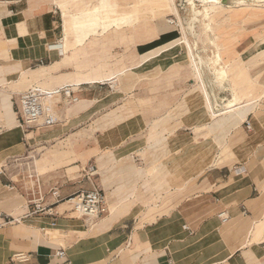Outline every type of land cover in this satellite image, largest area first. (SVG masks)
<instances>
[{"label": "crops", "instance_id": "obj_1", "mask_svg": "<svg viewBox=\"0 0 264 264\" xmlns=\"http://www.w3.org/2000/svg\"><path fill=\"white\" fill-rule=\"evenodd\" d=\"M64 35L63 11L52 0H0V209L16 218L0 229V264H11L19 252L31 255L19 264H67L57 256L60 249L72 264H264V111L255 107L241 113L245 119L211 121L190 62L191 73L174 95L161 73L163 102L153 103L150 74L139 70L121 81L110 73L165 45H133L104 58L89 56L88 45L67 49ZM153 59L163 65L162 55ZM203 78L211 98L222 102L213 73ZM67 84L78 100L57 99L58 124L21 126L20 93ZM29 152L41 161L36 171L45 205L54 200L51 189L68 198L94 183L113 212L95 226L65 201L53 206L56 216L32 214L26 172L16 191L1 175L4 161ZM177 190L188 195L167 213H136L161 205L147 199L149 192L157 198ZM52 221L57 224L47 234L42 227Z\"/></svg>", "mask_w": 264, "mask_h": 264}, {"label": "rangeland", "instance_id": "obj_2", "mask_svg": "<svg viewBox=\"0 0 264 264\" xmlns=\"http://www.w3.org/2000/svg\"><path fill=\"white\" fill-rule=\"evenodd\" d=\"M58 1V6L62 9L65 19L64 37L67 40V49L70 45H88V48L91 49L88 51L89 56L97 53L99 57L112 58V54L117 55L119 52L121 55L122 53L124 54L130 51L131 47L134 48L133 45H165L151 51L147 54L148 56H142L139 60L141 61L146 57L145 59H149L152 65H149L150 62H147L143 66L136 67L137 69L135 68L125 73L120 79L122 81L129 76H137L139 70H144L145 73L150 74L148 77H151L152 80L149 81V84L152 85L151 88L153 93L154 91L157 92L154 95L155 98L152 100L153 103L154 101L158 104H162L163 102L160 99L161 73L165 75L164 79H167L166 88L174 92L171 95L176 94L175 85L181 84L180 80L184 75L191 73V68L194 74L186 47L184 44H178L180 42L178 41L179 37L181 36V33L178 31L180 26L174 27L173 24L169 25L170 23L167 21L175 17L170 9L169 0ZM179 1L180 0H176L177 3H179ZM224 2L230 4L228 0H224ZM52 3L57 5L55 0H52ZM195 5H198V9L201 10L203 8V1L195 0ZM184 8H186V10ZM184 8L181 9L180 7V11L185 19L189 16V7L185 6ZM196 15L187 18L188 25H192L194 29L201 32L202 28H200V23L198 24L194 18ZM209 35L211 39H214L213 42L208 40V45L202 40H199L198 37L195 38V36H191V34H189V37L192 44L198 39L199 48L196 49V52H199L205 59L213 55L220 56V62H223L222 65L227 68L230 78L229 82L226 81L224 87L219 85L218 82H215V85H219V88L218 86L216 87L218 88L216 90L217 96L224 98L232 97V90L230 88L233 86L239 100L241 99V93L243 95V103L250 102L241 113L250 111L255 107L264 111V0H245L242 4H235L233 2L231 5L213 6L211 9ZM173 45L178 46L176 49H173ZM115 46H119V48L115 50ZM237 47H240V53L235 51ZM206 48H208V50ZM165 49L172 50L161 53ZM100 53H102L103 56H100ZM159 55H162L163 58L162 66L159 65L158 61L153 63L155 60L153 58ZM235 55L237 56L235 57ZM189 62L191 68L188 64ZM145 66L148 69L145 70ZM118 70L121 69H116V71ZM116 71H112L110 74ZM202 71L209 75L212 73L211 69L206 64H203ZM175 79L178 81L175 82ZM189 84V82H185L183 87H178L177 89L181 91ZM240 87H242V91ZM245 98L248 99L245 101ZM173 100L174 97L172 101ZM156 109L160 111L159 106ZM241 113L240 116H242ZM159 115V112L153 114L155 117ZM243 118L245 119V116ZM210 120L215 123H221V120L214 121L211 117ZM235 120L236 118L231 117L226 119L225 123ZM21 158L22 159L19 161H14L13 158L8 159L4 161L1 168V175H7L11 178L8 188L14 189L15 191L20 188L18 184L20 183L19 180L22 173L24 171L26 174L29 173L30 169L28 167L33 166L34 169L40 173L39 165L41 161L38 160L39 157L36 153L29 152L24 154ZM27 162L31 163H29V165H24ZM10 184L16 186V188H12ZM186 195H188V193L184 192V190H177L165 195V197L156 198L155 195L149 192L147 199L149 198L153 203L158 201L161 205L159 208L153 210H145L146 207H143L145 206L143 205L136 213L139 212L138 214L143 217L145 215L146 217H152L156 214L160 215L167 213L168 209L175 207ZM66 204H68V202ZM146 206H148V204ZM66 207L73 210V206L70 203L66 205ZM112 207L115 206H111V208ZM111 208L109 207L110 211L100 217L101 220L113 212ZM74 213L77 218L83 220V217L77 212ZM118 214L119 211H117V216ZM88 222L90 224V221ZM97 224L98 223L93 226ZM43 227L46 228L44 232L50 234L52 232V227L55 226L49 223Z\"/></svg>", "mask_w": 264, "mask_h": 264}, {"label": "built area", "instance_id": "obj_3", "mask_svg": "<svg viewBox=\"0 0 264 264\" xmlns=\"http://www.w3.org/2000/svg\"><path fill=\"white\" fill-rule=\"evenodd\" d=\"M175 19L171 20V24H174ZM75 86L73 84L62 85L59 87L46 88L40 85H35L27 91L18 95L17 103L15 104V111L20 119L21 126L28 129H37L44 127H52L60 122V117L55 108V102L59 98H66L69 103H74L78 100L76 96ZM247 127L251 128L250 120L246 121ZM21 157L15 158L14 161L21 160ZM31 162H27L24 165H29ZM29 173L25 175L23 186L32 195L30 203L34 206L31 210L32 214L46 213L48 215L56 216L57 212L54 211L53 206L62 201L73 200L74 212L80 213L81 217L87 219L92 217H101L109 212L108 200L105 190L98 184L92 183L90 189H82L76 192L74 195L68 198H63L58 189H51L50 193L54 200L49 204L46 203V194L43 191L41 180L34 167H28ZM16 188V186H12ZM223 222H227L229 216L227 212L220 213ZM13 215L6 214L0 209V229L5 227L9 222L15 220ZM51 224L55 226L57 221H52ZM46 228L43 227V230ZM30 254L19 252L10 257L11 264H19L26 262L30 259ZM57 256L65 258L67 264H72L67 252L64 249L57 251Z\"/></svg>", "mask_w": 264, "mask_h": 264}, {"label": "bare ground", "instance_id": "obj_4", "mask_svg": "<svg viewBox=\"0 0 264 264\" xmlns=\"http://www.w3.org/2000/svg\"><path fill=\"white\" fill-rule=\"evenodd\" d=\"M55 1H56L57 5H59L58 4L59 1L58 0H55ZM169 1H170V9L172 11V14L177 19L176 18H170V19H168V22L170 23L172 19H175L176 22L173 25H175L176 27L180 26L179 31L181 33V36L179 37L178 41H180V42L178 44H184V46L187 49V54L190 58V62H191V65L193 67L194 74H195L196 78L198 79L199 88L201 89V91L203 93V96L205 99L206 110L208 111L209 116L212 119H214V121H216V120L220 121L221 120V123H224L226 121V119H229L231 117H234V118L240 117V113L250 104V102H247L244 104L241 99L239 100L233 86L230 88L232 90V97H225V98H223L222 102L218 101L217 99H212L210 96V93L207 90L208 87H206V82L204 80L205 78H203L202 66L206 62L207 66H209V68L211 69V71L214 75V78L216 79V81L220 85H222L224 87L226 81L229 82L230 78L228 75L227 68H225V66L222 65L223 62L222 63L220 62V59H219L220 56L213 55V56H209L207 59H205L199 52H196L194 50V48H196V49L199 48L198 41H197L198 39L202 40L205 44H207L209 41L213 42L214 38L211 39V37H210L211 34L209 35V27H210V22H211V9L213 6L231 5V3H233V2L235 4H239V3L242 4L245 0H228L230 4L225 3L224 0H201V1H203V8L201 10L198 9V7H197L198 5H195V0H180L179 3L182 2L181 4L177 3L176 0H169ZM185 6L189 7V16H187V18H191L192 16L197 14L194 18L198 24L200 23V28H202L201 32H198V30L194 29V27L192 25H188V21H187L188 19L183 18L182 14H181L182 12L180 11V7L184 8ZM184 9L186 10V8H184ZM211 25H212V23H211ZM189 34H191V36L192 35L195 36V38L198 37V39L194 41V44H192L190 37H189ZM62 42L64 43V40H62ZM215 44H217V43H215ZM206 49L208 50V48H206ZM145 58L146 57H144L138 63L134 64L132 67H126V68L118 70L114 73L117 74L119 79H121L125 73H127L131 70H134L136 67L143 66L144 62L148 60ZM113 74H111V75H113ZM2 105H3L4 109L7 108L6 99L3 100ZM218 107H220V108H218ZM66 202L70 203L73 206V200H70V201L66 200ZM109 211H110V209H109ZM78 214L80 215V213H78ZM96 219H99V220H96ZM83 220H85V219L83 218ZM100 220H101L100 217L90 216L87 219V222L90 221V225H94V224L98 223Z\"/></svg>", "mask_w": 264, "mask_h": 264}, {"label": "water", "instance_id": "obj_5", "mask_svg": "<svg viewBox=\"0 0 264 264\" xmlns=\"http://www.w3.org/2000/svg\"><path fill=\"white\" fill-rule=\"evenodd\" d=\"M182 9V8H181Z\"/></svg>", "mask_w": 264, "mask_h": 264}]
</instances>
